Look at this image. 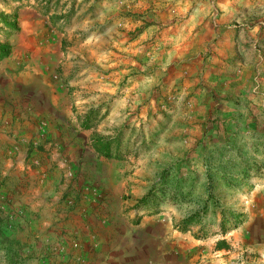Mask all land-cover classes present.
Returning <instances> with one entry per match:
<instances>
[{"label": "rangeland", "instance_id": "1", "mask_svg": "<svg viewBox=\"0 0 264 264\" xmlns=\"http://www.w3.org/2000/svg\"><path fill=\"white\" fill-rule=\"evenodd\" d=\"M0 42V264H264V0H0Z\"/></svg>", "mask_w": 264, "mask_h": 264}, {"label": "crops", "instance_id": "2", "mask_svg": "<svg viewBox=\"0 0 264 264\" xmlns=\"http://www.w3.org/2000/svg\"><path fill=\"white\" fill-rule=\"evenodd\" d=\"M9 154L12 153L13 157H10L9 159H4L3 160V165H0V179L3 180L5 179V182H9L10 185L15 184V186L11 187L13 191L15 189H18L17 181L19 177L21 176V169L23 168L24 165V158H23V153L21 150H17L15 148L14 150L11 149V152H8ZM7 180V181H6ZM18 193V191H17ZM13 202H15V205L17 207H20L21 205L25 204L27 205V209L31 212L38 211L40 210V207L44 210L48 209L50 210V206L54 207V209L61 210L62 205H58L57 201L54 203H51L50 205L46 203L45 198H39L37 199L34 195H25L23 197L16 196L13 199ZM56 211V210H55ZM78 242V241H77ZM75 242V243H77ZM73 243V245L75 244ZM78 245L79 242H78ZM91 264H99L98 261H94Z\"/></svg>", "mask_w": 264, "mask_h": 264}, {"label": "trees", "instance_id": "3", "mask_svg": "<svg viewBox=\"0 0 264 264\" xmlns=\"http://www.w3.org/2000/svg\"><path fill=\"white\" fill-rule=\"evenodd\" d=\"M7 27H15V24H8ZM10 54V46L8 43H1L0 42V61L6 58ZM94 145L96 148V151L100 154L102 153L107 158L112 157L111 154H109V146L107 142H104L103 140H95ZM0 235H2L1 231V225H0Z\"/></svg>", "mask_w": 264, "mask_h": 264}]
</instances>
